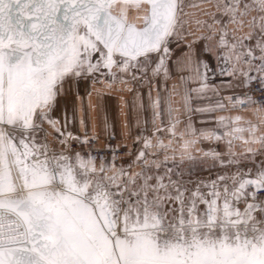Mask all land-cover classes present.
<instances>
[{"label":"snow or ice","instance_id":"snow-or-ice-1","mask_svg":"<svg viewBox=\"0 0 264 264\" xmlns=\"http://www.w3.org/2000/svg\"><path fill=\"white\" fill-rule=\"evenodd\" d=\"M0 264H264V0H0Z\"/></svg>","mask_w":264,"mask_h":264},{"label":"crops","instance_id":"crops-1","mask_svg":"<svg viewBox=\"0 0 264 264\" xmlns=\"http://www.w3.org/2000/svg\"><path fill=\"white\" fill-rule=\"evenodd\" d=\"M96 87L100 88V87H102V85L98 84V85H96ZM225 94H227V93H225ZM81 95L85 96V104H86L87 103V96H86V93L84 92L83 88L81 89ZM126 98H128L127 94H126ZM105 100L110 105V108L112 110L113 115H115V113L117 112V109H118V104H119V101L117 99V94H113L110 97H105ZM92 103L93 104L97 103V98L95 96V93H93V96H92ZM236 114H240V115H243L245 117H249L250 116L249 112L244 111L242 109L239 110L238 113L237 112H217L216 113V115H218V116L219 115H236ZM194 119H196V118L194 117ZM211 126L214 127L215 125H211ZM182 127H183V125L180 126V128H182ZM197 127H199V124H197ZM116 132H117V138H116V140L112 141L115 144L121 142L120 141V134H119L120 133L119 124H117ZM133 134H135V130H134ZM106 141H107L106 139L102 138L100 143H103V142H106ZM201 147H207V145H201ZM238 151H239V149H238ZM199 166L200 165L198 164L196 167H199ZM204 167H207V165H204Z\"/></svg>","mask_w":264,"mask_h":264},{"label":"rangeland","instance_id":"rangeland-1","mask_svg":"<svg viewBox=\"0 0 264 264\" xmlns=\"http://www.w3.org/2000/svg\"><path fill=\"white\" fill-rule=\"evenodd\" d=\"M196 171H200L201 170V166H199V167H196V169H195ZM200 174H202V175H204V174H206V173H203L202 171L200 172Z\"/></svg>","mask_w":264,"mask_h":264},{"label":"built area","instance_id":"built-area-1","mask_svg":"<svg viewBox=\"0 0 264 264\" xmlns=\"http://www.w3.org/2000/svg\"><path fill=\"white\" fill-rule=\"evenodd\" d=\"M256 95H257V96H259V94H256ZM105 143H108V141H106V142H103V143H100V145H99V146H101V147H102V146H103ZM111 143L115 144V143H114V142H112V141H111Z\"/></svg>","mask_w":264,"mask_h":264}]
</instances>
